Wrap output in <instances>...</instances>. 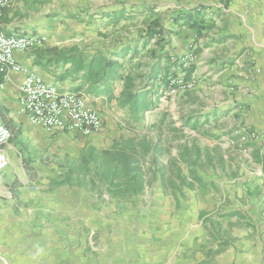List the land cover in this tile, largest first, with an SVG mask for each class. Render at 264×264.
Masks as SVG:
<instances>
[{"label": "crops", "instance_id": "1", "mask_svg": "<svg viewBox=\"0 0 264 264\" xmlns=\"http://www.w3.org/2000/svg\"><path fill=\"white\" fill-rule=\"evenodd\" d=\"M26 1L31 0H12L16 9L10 13V4L4 10L2 31L47 41L16 54L25 72L0 74V113L13 133L3 148L10 165L0 172V264H264V0H33L41 10L28 20L18 11ZM45 8L58 15L45 20ZM153 23L164 32L160 44L147 34ZM187 50L198 61L183 68L186 79L198 81V102L211 99L190 122L194 130L210 134L205 136L225 141L216 151L212 145L193 147L220 170V178L197 173L194 182L189 178L192 223L180 210L171 226H161L158 242L147 240L137 251L125 218L131 204L124 200L150 202L149 187L144 196L118 199L85 185L70 187L67 177L38 181L34 171L67 168L70 145L89 144L88 150L99 151L100 136L115 114L129 120L157 111L163 124L169 102L161 95L171 87L170 79L180 76ZM99 52L123 63L114 81L89 79L91 60ZM28 72L61 92L85 94L103 128L84 137L32 125L20 101ZM128 79L138 93H148L154 104L150 110L136 114L120 105ZM252 133L258 139L244 149L241 137ZM145 135L149 132L135 133ZM159 136L164 148L163 133ZM172 159L180 166V159ZM163 168L159 163L157 174L164 179ZM162 197L184 205L178 192Z\"/></svg>", "mask_w": 264, "mask_h": 264}, {"label": "rangeland", "instance_id": "2", "mask_svg": "<svg viewBox=\"0 0 264 264\" xmlns=\"http://www.w3.org/2000/svg\"><path fill=\"white\" fill-rule=\"evenodd\" d=\"M23 5L24 6H22V8L18 11H22L21 16H24L27 20L32 13L34 14L41 10L36 8V3L33 0L26 1ZM15 9L16 6L12 5L11 3L9 12H14ZM18 11L16 12L17 14ZM51 11L52 10H49L47 8L44 9V13H46L45 20L58 15L52 14ZM16 13H14L15 16ZM168 22L172 24L175 23L176 20H174V22H172L171 20H164L163 23L167 24ZM197 61L198 57L196 53H189L187 50V54L185 56H182L181 58V71L179 73L180 76L171 78L170 82L172 86L169 89H164L161 97H166L165 99H167L169 103L165 106V111L163 112V114H165L164 116H166L164 118L163 124L160 120L161 116L159 117L160 113H158L157 111L149 114V118L143 119L139 117L130 118L129 120H127L124 119L123 115L115 114L113 119L110 120V127L107 128L108 130L103 133L104 136H100L101 146L99 147V151H102L103 148L111 150L116 140L119 139L120 136H123L125 139H131L135 137V133H139L143 130L149 132V137H152L154 139H156L161 133H163V137L165 138L164 150H166V147H172L169 154H166L162 158H159L161 159L159 160V163H161L164 167L163 169L165 178L163 179L161 177V173H159V175L156 174V176L154 177L150 176V180L152 181V183L147 190V197H149L151 201L146 202L143 198L132 202L124 200V202L131 204L128 206V208H131L130 213H127L125 218L127 222L131 223L127 224V226H131V240L134 243V246H136L134 248H137V251L140 246H143L142 243L145 245L144 242H148L147 240H149L150 242H158L160 235H162V232H160L161 226H171L174 222L173 219L175 218V214H178L180 210L184 213L192 212L191 204H189V192L194 191L193 186H183L178 189L172 188V181L176 179V173L174 172L176 170V164H173V162L175 163V161L172 159L173 156L175 155L176 159H180L179 152L184 146L192 148L193 146L209 147V145H212L214 146V150L216 151L219 146L223 147V145L225 144V141L221 138V136H214V138H211L213 137L212 135L210 137L205 136L210 134H206L205 131H202V128L197 131L194 130V124L190 122L191 118H195L196 114L203 112L205 107L209 105V101H211L210 97H205L198 102V96L200 93H202V91L200 92L199 90L198 81L195 79H186L185 71H183L184 67L187 69L189 68V66H191V64L196 63ZM170 77H172V75ZM138 84L141 85L143 83L142 81H138ZM207 92L210 91L207 90ZM218 94L220 93L218 92ZM213 100H215V98ZM118 112H122V110H118ZM117 119H119V121ZM185 119H188V121H185ZM200 123L203 125L205 124L204 121H200ZM169 128H177L178 131L173 132L170 131ZM88 145L89 144H86V146L83 148L70 145L67 168L58 165L56 168L35 170V179H37L38 181L44 179L46 182H48L53 177H55L56 179L64 180V178L67 177L70 168L75 166H77L75 167L76 169L79 168L78 165L81 164L82 158L88 157ZM194 151H191L192 155L187 156V159H189L190 161H194L196 159ZM203 156L204 155L201 153V158L198 160V163L195 166L196 173L207 179L220 178V170L216 168L215 165H212L213 162L211 163L208 160L205 162ZM217 162L218 161H216V163ZM179 164L180 167L188 174V165L182 162H179ZM77 172L78 170L75 174H73L72 180L67 181L66 178L64 182L68 183L70 187L74 186L82 188L85 185L95 193H106L107 195L112 196L98 181H96L95 184L92 183V180H94V177L92 175H88L86 178H79V174ZM179 184L181 185L180 182ZM199 188L201 187L198 186V189ZM69 191H71V189ZM172 192H178L181 195L184 200L183 206L180 204V202H176L174 204L173 201H166L163 199L162 195L164 196V198H166V196L171 195ZM140 200H142V204H140ZM147 203H150L149 207L145 209L147 212L143 213V209L145 208ZM197 205H200L199 198L197 201ZM162 209H164V211H162ZM219 211L220 207L217 213ZM118 219L120 220L123 218ZM185 219L190 220V223H192L193 221L190 213L185 217ZM119 224L121 225L123 223Z\"/></svg>", "mask_w": 264, "mask_h": 264}, {"label": "trees", "instance_id": "3", "mask_svg": "<svg viewBox=\"0 0 264 264\" xmlns=\"http://www.w3.org/2000/svg\"><path fill=\"white\" fill-rule=\"evenodd\" d=\"M158 27L157 23L151 24L147 29V34L157 36L160 44L165 38L164 32L157 30ZM116 57L122 58L123 54H118ZM122 68L123 63L119 59H114L113 54L99 52L91 60L88 77L107 83L118 78ZM120 105L122 107L130 106L132 112L136 114L144 113L154 106L151 98L148 97V93H138L136 84L131 79H128L126 93L122 96ZM163 151L161 136L156 139L149 137V135L131 139L121 138L111 150L90 149L88 157L82 158L81 164L78 165L79 168L76 169L77 166H75L69 169L67 181L72 180L73 174L78 170L79 178L92 175L94 177L92 183L95 184L98 181L115 198L128 199L142 194L151 185L150 176L154 177L158 173L159 158ZM191 151L194 150L186 146L180 151V162L192 168H189V175H187L176 164V179L181 185L172 181L173 189L189 186V178L194 179V181L197 180L194 168L201 158V152L195 150L196 159L190 161L187 156L192 155Z\"/></svg>", "mask_w": 264, "mask_h": 264}, {"label": "built area", "instance_id": "4", "mask_svg": "<svg viewBox=\"0 0 264 264\" xmlns=\"http://www.w3.org/2000/svg\"><path fill=\"white\" fill-rule=\"evenodd\" d=\"M11 2L12 0H0V22L4 10ZM46 41L44 36L7 35L0 24V74L7 76L10 72H25L17 62L16 54L41 47ZM20 101L29 122L51 132H75L90 137L103 128L102 117L90 106L85 94L78 91L61 92L54 84L35 73H26ZM12 137L13 133L0 113V172L10 165L3 148L10 143ZM257 139L255 133L243 135L242 147L247 149L245 146Z\"/></svg>", "mask_w": 264, "mask_h": 264}]
</instances>
